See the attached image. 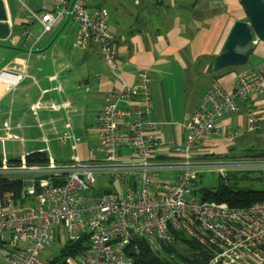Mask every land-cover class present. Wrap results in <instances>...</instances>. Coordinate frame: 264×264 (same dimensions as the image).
I'll list each match as a JSON object with an SVG mask.
<instances>
[{
	"label": "built area",
	"instance_id": "1",
	"mask_svg": "<svg viewBox=\"0 0 264 264\" xmlns=\"http://www.w3.org/2000/svg\"><path fill=\"white\" fill-rule=\"evenodd\" d=\"M101 1L27 0L25 6L43 34L74 22L76 46H97L103 62L117 72L118 42L109 32V13ZM152 84L148 72L140 69L133 84L109 90L98 102V142L89 148L88 158L0 165V264H50L48 248L62 235L66 241L87 239L84 254L63 264H133L128 251L137 238L160 253L162 244L177 250L204 247L206 264H264V202L237 208L197 199L192 190L196 168L212 166L196 161L193 151L212 137L219 117L239 110L238 99L264 90V68L239 72L233 92L213 80L185 116L184 142L172 148L163 143L162 126L154 118ZM241 135L237 129L227 137L232 141ZM62 138L75 144L81 140L69 131ZM3 139L50 141L35 108L11 110ZM168 168L177 170L173 183L158 180L159 170ZM101 174L117 177L123 193L96 190ZM5 179L19 181V192L5 189Z\"/></svg>",
	"mask_w": 264,
	"mask_h": 264
},
{
	"label": "crops",
	"instance_id": "2",
	"mask_svg": "<svg viewBox=\"0 0 264 264\" xmlns=\"http://www.w3.org/2000/svg\"><path fill=\"white\" fill-rule=\"evenodd\" d=\"M5 4L11 31L0 39V73L13 79L0 94V140L21 146L24 154L19 157L42 151L51 160L68 162L75 154L61 159L56 145L70 143L77 155L88 158L89 148L98 142V102L109 90L133 84L140 69L153 80L154 118L162 126L163 143L180 144L185 140V116L197 107L215 77L233 92L239 72L264 68V41L259 40L246 65L213 69L234 22L248 20L240 0L101 1L98 4L109 13V32L118 42L117 72L103 62L97 46L86 50L76 46L74 22L43 34L40 22L16 14L10 0ZM238 105L236 113L217 119L212 139L195 149L194 156L217 155L224 146L249 149L254 142L250 136L264 135V90L238 99ZM33 108L50 141L3 139L10 111ZM237 129L242 135L230 141L228 133ZM65 131L80 142L64 140ZM236 139H241L239 144Z\"/></svg>",
	"mask_w": 264,
	"mask_h": 264
},
{
	"label": "rangeland",
	"instance_id": "3",
	"mask_svg": "<svg viewBox=\"0 0 264 264\" xmlns=\"http://www.w3.org/2000/svg\"><path fill=\"white\" fill-rule=\"evenodd\" d=\"M20 2L18 0H10L12 10L15 11L16 14H21L22 16L30 19L32 15L30 10L25 6L26 0H20ZM30 3L34 5L33 1H30ZM249 138L250 140L253 138L254 141L251 145L249 144V149H241V147H238V145L236 150L233 151L230 150L229 147L226 148L224 146V148H222L221 150L224 152L218 153L217 155L202 154L194 156L196 161H203L212 165L210 167L196 168V171L198 173L197 185L192 188V190L195 193L197 199H201V188H214L218 183V175H224L230 171L239 172V175L244 172H247L249 178L244 179L240 183H238L240 187L264 189V159H258L254 157V154H256V152L264 149V135H252ZM236 140L237 144H239L241 139ZM208 142L212 141L209 140ZM213 142L209 144H213ZM56 147L57 151H59L57 155L61 159L67 157L68 154L69 157H72L74 154L75 155L73 157L77 155V152L75 153L73 147L71 148L72 150L70 149V143H58ZM170 147L172 148V146ZM21 149L23 148L18 144L16 146L13 142L9 143L0 140V160L8 161L11 159L18 158L19 156L24 154V152L21 153L19 151ZM48 151L50 152L49 154L52 153L51 150ZM62 161L66 160H61L59 162ZM176 174L177 170L171 168L161 169L158 172V180L161 182L173 183ZM257 178L260 180H257ZM107 187H109L110 190L113 192H117L120 194L123 193V183L113 174H101V176H97L95 189L104 190ZM86 191L90 192L92 191V188L89 187L88 189H86ZM191 197L192 195L190 194L185 195V199L187 200H190ZM65 239L66 238L63 235L61 236V238H56L53 243L49 246L47 256L53 257L58 254V252L66 241ZM180 252L185 254L184 249ZM189 260L191 261V259Z\"/></svg>",
	"mask_w": 264,
	"mask_h": 264
},
{
	"label": "trees",
	"instance_id": "4",
	"mask_svg": "<svg viewBox=\"0 0 264 264\" xmlns=\"http://www.w3.org/2000/svg\"><path fill=\"white\" fill-rule=\"evenodd\" d=\"M218 79V77H215ZM258 159H264V149L254 154ZM46 153L42 151H33L27 153L24 157H18L8 160V163L26 164V165H43L52 162ZM4 161L0 160V165ZM230 171L224 175H218V183L214 188H201V199L209 202L227 203L232 207H248L256 202H264V189H254L250 187H240L238 183L249 178L247 172ZM257 180H260L257 178ZM197 185V184H196ZM5 189H13L19 192V181H3ZM108 191V190H105ZM136 247V248H135ZM87 249V239L81 241H65L64 245L55 256H48L50 264H63L67 258H76ZM163 252L155 251L151 245L144 239L137 238L129 246L128 254L132 257L133 264H206L208 260V251L201 246L190 245L184 247V253L180 249L162 244ZM175 255L169 259V254ZM191 259V261L189 259Z\"/></svg>",
	"mask_w": 264,
	"mask_h": 264
},
{
	"label": "water",
	"instance_id": "5",
	"mask_svg": "<svg viewBox=\"0 0 264 264\" xmlns=\"http://www.w3.org/2000/svg\"><path fill=\"white\" fill-rule=\"evenodd\" d=\"M248 20H236L223 45L222 52L215 56L213 69L221 70L228 66H243L248 63L253 50L252 40L258 37L264 41V0H240ZM11 25L5 0H0V39L10 35Z\"/></svg>",
	"mask_w": 264,
	"mask_h": 264
},
{
	"label": "bare ground",
	"instance_id": "6",
	"mask_svg": "<svg viewBox=\"0 0 264 264\" xmlns=\"http://www.w3.org/2000/svg\"><path fill=\"white\" fill-rule=\"evenodd\" d=\"M13 77L5 74H1L0 76V94L3 93L7 87L9 82H11Z\"/></svg>",
	"mask_w": 264,
	"mask_h": 264
}]
</instances>
